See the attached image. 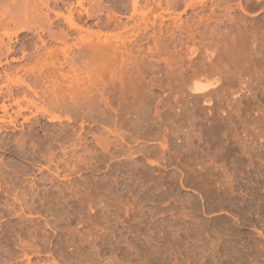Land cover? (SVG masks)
I'll return each instance as SVG.
<instances>
[{
  "label": "rangeland",
  "instance_id": "rangeland-1",
  "mask_svg": "<svg viewBox=\"0 0 264 264\" xmlns=\"http://www.w3.org/2000/svg\"><path fill=\"white\" fill-rule=\"evenodd\" d=\"M35 1L0 0V264H264V0Z\"/></svg>",
  "mask_w": 264,
  "mask_h": 264
},
{
  "label": "bare ground",
  "instance_id": "bare-ground-1",
  "mask_svg": "<svg viewBox=\"0 0 264 264\" xmlns=\"http://www.w3.org/2000/svg\"><path fill=\"white\" fill-rule=\"evenodd\" d=\"M36 1H38L40 4H43L44 3V1L46 2V4H45V6L46 5H48V3H47V1H49V0H36ZM35 1V2H36ZM33 2H34V0H33ZM33 2H31L32 3V5H33ZM38 2H37V4H38ZM27 3H28V1H27ZM30 3V4H31ZM79 5H80V3H78ZM39 5V4H38ZM35 6H36V4H35ZM43 6V5H42ZM21 7V6H20ZM32 7V6H31ZM37 7V6H36ZM20 9V8H19ZM49 8H48V6H47V10H48ZM18 11V10H17ZM18 13H20V12H17V14ZM70 14V13H69ZM3 14H1V16H2ZM4 16V15H3ZM4 18V17H3ZM5 18H6V16H5ZM4 18V19H5ZM8 19V18H7ZM22 20V19H21ZM1 22V21H0ZM14 34V33H13ZM10 36H12V35H8V33H6V34H2L1 36H0V53L2 52L3 53V50H4V53L6 52V51H8V53H9V47L7 46V45H4V43H3V37H7V38H10ZM6 50V51H5ZM95 52V51H94ZM7 52H6V54H8ZM205 89H207V85H203V84H196L195 85V90L197 91V92H203Z\"/></svg>",
  "mask_w": 264,
  "mask_h": 264
}]
</instances>
